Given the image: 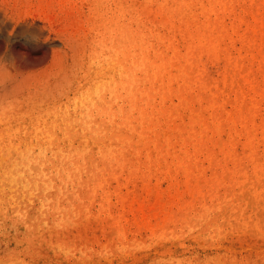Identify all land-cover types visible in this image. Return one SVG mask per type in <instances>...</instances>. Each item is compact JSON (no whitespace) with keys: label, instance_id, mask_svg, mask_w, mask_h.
<instances>
[{"label":"rangeland","instance_id":"1","mask_svg":"<svg viewBox=\"0 0 264 264\" xmlns=\"http://www.w3.org/2000/svg\"><path fill=\"white\" fill-rule=\"evenodd\" d=\"M0 264H264V0H0Z\"/></svg>","mask_w":264,"mask_h":264},{"label":"bare ground","instance_id":"2","mask_svg":"<svg viewBox=\"0 0 264 264\" xmlns=\"http://www.w3.org/2000/svg\"><path fill=\"white\" fill-rule=\"evenodd\" d=\"M7 42H8V38H6ZM4 53V52H3Z\"/></svg>","mask_w":264,"mask_h":264}]
</instances>
